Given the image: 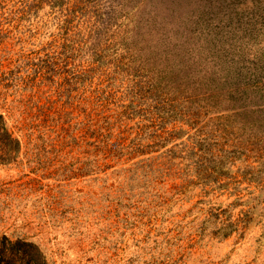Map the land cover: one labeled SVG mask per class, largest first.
<instances>
[{
    "label": "rangeland",
    "instance_id": "obj_1",
    "mask_svg": "<svg viewBox=\"0 0 264 264\" xmlns=\"http://www.w3.org/2000/svg\"><path fill=\"white\" fill-rule=\"evenodd\" d=\"M58 1L0 0V70L59 43L75 9L68 66L91 71L63 90L87 97L126 62L132 75L108 89L123 104L153 95L159 137L95 166L77 148L53 152L15 111L23 149L0 165V237L37 242L53 264H264V0Z\"/></svg>",
    "mask_w": 264,
    "mask_h": 264
},
{
    "label": "trees",
    "instance_id": "obj_2",
    "mask_svg": "<svg viewBox=\"0 0 264 264\" xmlns=\"http://www.w3.org/2000/svg\"><path fill=\"white\" fill-rule=\"evenodd\" d=\"M21 11L23 9L18 10ZM71 12L72 17L65 19L59 43L52 40L40 49L43 52L41 55H20L16 58L14 67L0 70V108L6 111L0 112V165L15 163L22 154V139L10 124V120H15V111L22 119L21 127H24L28 134L38 130L42 138L43 133H48L53 152L59 153L60 148L66 146L77 148L87 153L95 166H98V155L102 158L121 157L128 153H135V156L144 155L148 152L146 148L149 145L145 141L151 137H159L152 115L161 112L159 110H162V107L153 95L147 93L148 95L131 98L129 103L123 104L113 100V93L108 89L111 82L118 77L128 78L132 75L130 64L126 62L120 61L121 63L116 64L112 76L107 78L108 83L104 87L97 85L87 97L72 95L63 90V84L70 87L72 83L80 82L83 76L91 71H77L78 69L71 68L73 66H68V60L79 42L78 33L68 32L75 9ZM91 57L95 62H102L106 55L94 50ZM59 61L63 63L67 75L69 74L60 81L54 79V76L59 74L56 69ZM21 69L29 71V74L19 75ZM47 84L50 87L42 88ZM54 85L56 88L51 91ZM147 90L152 93L150 91L155 89L151 87ZM11 95L13 97L7 101V97ZM148 99L153 103L148 102ZM161 100L164 101L162 98ZM139 102L145 103L144 107H141ZM136 116H140V119L129 125L128 121ZM175 133L178 134L179 131H175L174 135ZM53 141L58 144H53ZM157 146H162V143ZM193 150V147L189 148L187 154L191 155L193 152L195 157L202 156L199 151ZM164 153L170 157L174 156L171 149H166ZM181 157L186 161L191 159L187 155ZM0 264L53 262L37 242L23 236L11 237L3 234L0 237Z\"/></svg>",
    "mask_w": 264,
    "mask_h": 264
}]
</instances>
